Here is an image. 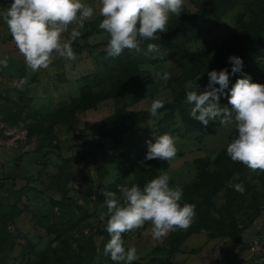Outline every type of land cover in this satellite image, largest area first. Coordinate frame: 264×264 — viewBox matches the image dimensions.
<instances>
[{"label": "rangeland", "instance_id": "1", "mask_svg": "<svg viewBox=\"0 0 264 264\" xmlns=\"http://www.w3.org/2000/svg\"><path fill=\"white\" fill-rule=\"evenodd\" d=\"M82 2L95 5L97 15L72 43L76 59L55 56L37 72L26 66L0 19V59L8 58V66H0V264H71L76 260L66 250L77 244L94 247L91 264H114L103 253L110 239L103 193H118L119 185L161 172L169 174L170 186L183 189V201L195 200L203 210L188 228L198 233L183 241L171 263L264 264V172L246 166L232 171L237 163L226 146L237 135L234 124L217 120L204 126L190 118L192 105L177 100L189 83L202 91L209 71L230 72L228 57L249 49L264 0H184L168 31L148 41L161 53L142 46L115 58L108 56L107 34L99 28V0ZM10 3L0 0V15ZM242 72L264 84V42L243 61ZM231 78L229 89L241 73ZM227 92L219 103L230 108ZM155 99L163 107L146 124L99 140L102 122L122 110L150 112ZM166 132L178 139L177 156L146 161L147 143ZM234 173L245 188L243 194L236 191L232 207L240 241L210 240L204 231H213L203 221H222L224 192ZM50 176L66 182L62 192L48 188ZM209 178L221 182L213 194L206 191ZM45 216L69 223L65 233L47 235L38 224ZM169 239H154L150 223L124 236L125 246L137 249L139 259L132 264H166Z\"/></svg>", "mask_w": 264, "mask_h": 264}, {"label": "clouds", "instance_id": "2", "mask_svg": "<svg viewBox=\"0 0 264 264\" xmlns=\"http://www.w3.org/2000/svg\"><path fill=\"white\" fill-rule=\"evenodd\" d=\"M183 7L184 0H99V28L107 34L108 56L118 57L125 50L139 52L146 41H159L160 34L168 31L171 17H180ZM96 15V6L82 0H11L0 19L7 25L26 66L37 72L47 69L55 56L74 61L72 43L81 36L85 22ZM70 27L69 38L65 39ZM147 53H161L159 45L147 43ZM228 61L231 73L227 68L209 71L202 91H198L197 83L187 85L186 102L192 105L190 118L204 126L217 120L222 126L234 124L237 135L226 146L227 156L253 172H264V84L252 82L242 72L240 57L232 55ZM0 66H8L7 57L0 59ZM236 73H241V78L229 89V76ZM162 79L167 81L169 74L163 73ZM225 89L230 108L219 103ZM162 107V100H153L150 114L156 116ZM177 143V137L163 133L147 143L144 159L170 161L177 156ZM238 180L239 173H234L227 185L243 194L244 185ZM169 182V174L161 172L143 188L136 183L122 184L118 186L119 194L103 193V215L110 237L103 253L114 264H132L139 259L134 246H125V233L150 223L152 237L162 239L170 232L191 227L196 206L183 202V189Z\"/></svg>", "mask_w": 264, "mask_h": 264}, {"label": "trees", "instance_id": "3", "mask_svg": "<svg viewBox=\"0 0 264 264\" xmlns=\"http://www.w3.org/2000/svg\"><path fill=\"white\" fill-rule=\"evenodd\" d=\"M264 42V14L259 19L257 27L254 30L253 37L250 39L249 42V49L240 55H235L240 57L243 61H246V59L250 56H253L255 53H257L259 46ZM148 41H146L142 46H147ZM228 68L230 69L231 73V64L229 61ZM232 74H230L229 78L230 80ZM143 78V77H142ZM177 100H186V92L181 91L177 97ZM151 118L150 112L147 111H138V112H132V111H118L113 116L105 120L100 124L99 131V140H103L107 137H120L121 135L127 133L131 129L146 124ZM125 156V155H124ZM241 167H244V165L237 163L236 165L232 166V171H239ZM155 178L153 174L151 173H144L140 176L138 185L143 188V186L151 179ZM218 179V178H217ZM213 180L211 178L208 179V184H212V186L208 187L206 191L208 193H215L220 189L221 182L219 180ZM48 188L50 190H55L58 192H62L64 186L66 185L65 181H59V178L55 176H50L48 179ZM206 187V186H204ZM192 190V189H191ZM213 190V193H212ZM236 195V190L234 188L228 187V185L225 188L224 192V205H223V218L221 220H217L215 217L208 216L207 217V224L203 221L205 227H211L212 233L210 231H204L206 237L210 240H214L218 237L228 236L236 241L239 240V228L237 226L235 214L232 210L234 198ZM208 195H205V199H208L210 197H207ZM191 199L190 197H188ZM185 202V201H183ZM188 203L195 204L196 208V215L202 213L201 206L195 202V200L189 201ZM38 224L43 226L45 228V232L47 235L55 234L57 236H61L65 233L66 229L68 228L67 224L62 223L61 221L57 220L54 217V220L51 218L45 216L42 218L41 221H38ZM129 233V232H128ZM128 233H125L127 235ZM195 230H177L169 233V249H168V257L166 259V264H173L170 262V260L177 254L178 247L183 243V241L193 235L196 234ZM67 254H70L75 258L76 261L71 262V264H91L92 257L95 255V249L93 246H89V248L84 247L81 244H77L75 248H72L71 246L68 247L66 250ZM91 257V258H89Z\"/></svg>", "mask_w": 264, "mask_h": 264}]
</instances>
